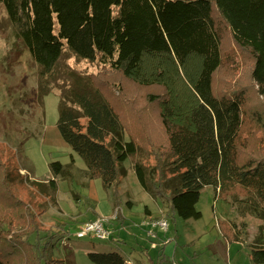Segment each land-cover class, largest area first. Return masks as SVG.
Instances as JSON below:
<instances>
[{"label":"trees","instance_id":"1","mask_svg":"<svg viewBox=\"0 0 264 264\" xmlns=\"http://www.w3.org/2000/svg\"><path fill=\"white\" fill-rule=\"evenodd\" d=\"M0 4L14 40L37 66L38 102L43 104L46 95L58 91L57 130L83 160L84 176L100 179L111 191L115 218L122 219L118 191L129 160L146 193L153 198L166 195L163 216L168 220L174 221V215L201 218L196 203L205 186L212 187L215 199L231 197L242 204V212L263 222L249 245V260L264 264V147L247 154L245 136L254 133H243L249 123L258 122V117L249 120L246 111L250 88L230 80L223 81L224 91L217 92L214 86L223 66L230 74L235 70L233 56L222 52L221 24L243 52L241 67L258 97L252 112L263 117L264 0H0ZM65 53L95 63L100 70L79 72L66 62ZM110 72L162 89L147 94V100L158 106L166 139L164 149L153 152L156 179L150 178L143 160L146 149L120 112L122 102L116 106L108 98L110 81L105 77ZM263 140L262 132L258 141ZM1 157L0 264H65L52 250L55 240L69 237V228L61 225L51 232L40 227L13 191L27 175ZM73 164L72 156L70 163L52 161V177L29 179L30 185L53 194L57 178L68 179ZM218 224L228 242L236 240L227 221ZM87 257L94 264H125L118 250L89 251ZM157 258L151 264L168 262L162 251Z\"/></svg>","mask_w":264,"mask_h":264},{"label":"rangeland","instance_id":"2","mask_svg":"<svg viewBox=\"0 0 264 264\" xmlns=\"http://www.w3.org/2000/svg\"><path fill=\"white\" fill-rule=\"evenodd\" d=\"M220 26L222 52L233 56L235 70L230 74L227 66H223L214 77V86L217 92L224 91L226 84L223 81L230 80L235 82V86L246 85L250 88L246 111L249 120L254 121L258 117V122L254 121L253 126L250 125L252 122L249 123L243 131L244 135L250 131L254 133L253 137L245 136L248 154L264 147V140L258 141L260 134L264 133V115L261 117L252 112V108L257 106L258 97L253 92L252 84L246 82V72L241 67L243 52L234 45L225 26ZM11 31V24L0 4V155L2 160L9 161L21 174L27 175L28 179L17 183L13 191L27 204L40 227L51 232L61 225L69 228L71 234L68 238L54 241L52 252L55 257L65 264H94L88 259L87 252L118 250L125 264H151L150 260L155 263L162 251L165 258L168 257L175 264H250L249 245L263 222L247 211L242 212V204L231 197L228 200L215 199L211 186L202 188L196 203L201 218L182 219L174 215V221L168 220L167 231L155 228L151 231L152 236L145 222L151 218H166L163 215L168 206L167 197L160 195L153 198L146 193L137 181L131 162L126 160L127 175L118 191L122 219L115 218L111 191L103 188L100 179L89 180L84 176L83 160L62 140L57 130L58 91L53 89L43 98V104L38 102L37 66L29 52L14 40ZM64 58L79 72L88 74L100 70L99 65L77 60L69 53H65ZM114 74L105 77L107 83L110 81V86L106 85L108 98L116 106L119 101L122 102L120 112L128 117L125 119L127 127L146 149L143 160L148 165L150 178L156 179L153 152L164 149L166 139L158 122V106L147 100V94L162 93V89L155 85H140ZM258 127L263 128L260 133ZM125 136L128 139L127 134ZM71 156L74 164L69 168V178H57L55 193L46 195L30 185L29 179L52 177L50 162L70 163ZM145 206H149L157 215L147 217ZM96 218L106 221L110 239L75 236L81 223ZM219 221H227L234 228L235 241H227L219 228ZM35 238L36 233L29 241L34 242Z\"/></svg>","mask_w":264,"mask_h":264},{"label":"built area","instance_id":"3","mask_svg":"<svg viewBox=\"0 0 264 264\" xmlns=\"http://www.w3.org/2000/svg\"><path fill=\"white\" fill-rule=\"evenodd\" d=\"M105 220L96 218L94 220L86 221L81 223L75 231V236L83 238L86 236H92L100 240H107L110 236V232L105 227ZM146 225L150 227V234L154 236L151 231L152 229L158 228L162 231L169 229V221L166 218H151L146 220ZM171 264H175L173 261Z\"/></svg>","mask_w":264,"mask_h":264},{"label":"crops","instance_id":"4","mask_svg":"<svg viewBox=\"0 0 264 264\" xmlns=\"http://www.w3.org/2000/svg\"><path fill=\"white\" fill-rule=\"evenodd\" d=\"M129 205V204H128ZM146 207V210H145ZM144 207V213L147 215V217H154L156 213H154V211L149 207V206H145ZM165 211V210H164ZM162 212V211H161ZM157 215V214H156ZM172 260L168 259V264H171Z\"/></svg>","mask_w":264,"mask_h":264}]
</instances>
